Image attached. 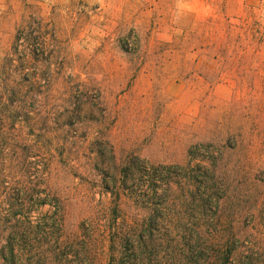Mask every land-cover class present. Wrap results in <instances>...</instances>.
Returning <instances> with one entry per match:
<instances>
[{"label": "rangeland", "instance_id": "374dc122", "mask_svg": "<svg viewBox=\"0 0 264 264\" xmlns=\"http://www.w3.org/2000/svg\"><path fill=\"white\" fill-rule=\"evenodd\" d=\"M7 240L15 264H264V0H0Z\"/></svg>", "mask_w": 264, "mask_h": 264}, {"label": "trees", "instance_id": "16d2710c", "mask_svg": "<svg viewBox=\"0 0 264 264\" xmlns=\"http://www.w3.org/2000/svg\"><path fill=\"white\" fill-rule=\"evenodd\" d=\"M17 258L13 244L10 240H7L2 248H0V260L3 264H15Z\"/></svg>", "mask_w": 264, "mask_h": 264}]
</instances>
